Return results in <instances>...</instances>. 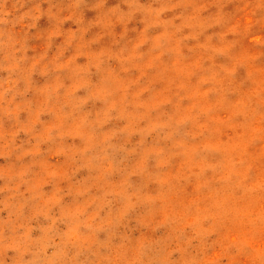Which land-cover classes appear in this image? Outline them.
<instances>
[{
    "label": "rangeland",
    "instance_id": "obj_1",
    "mask_svg": "<svg viewBox=\"0 0 264 264\" xmlns=\"http://www.w3.org/2000/svg\"><path fill=\"white\" fill-rule=\"evenodd\" d=\"M0 264H264V0H0Z\"/></svg>",
    "mask_w": 264,
    "mask_h": 264
}]
</instances>
